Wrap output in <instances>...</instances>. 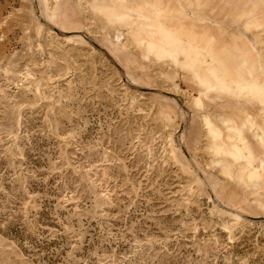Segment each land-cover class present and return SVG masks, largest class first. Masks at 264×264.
<instances>
[{"label": "rangeland", "instance_id": "obj_1", "mask_svg": "<svg viewBox=\"0 0 264 264\" xmlns=\"http://www.w3.org/2000/svg\"><path fill=\"white\" fill-rule=\"evenodd\" d=\"M162 1L217 54L151 0H0V264H264V0Z\"/></svg>", "mask_w": 264, "mask_h": 264}, {"label": "crops", "instance_id": "obj_2", "mask_svg": "<svg viewBox=\"0 0 264 264\" xmlns=\"http://www.w3.org/2000/svg\"><path fill=\"white\" fill-rule=\"evenodd\" d=\"M151 1H152V2H150V3H152L151 6L155 7L159 11H161L164 16L169 17L168 20L170 22L166 19V22H164L165 24H163V27L168 29L174 35V37H176L178 40H180V44H181L180 48H183V50H184L183 54L191 55V56H196L198 54L202 55L201 62H203V60H205V58H203V57H205V55H208V53H205L204 44L201 43V39L203 37H205L203 42L209 41V43L212 47V50L215 52L214 44L216 42V37L211 33H208L207 37L201 36V34L197 33L194 23H190V24L188 23L189 17H188V14H186V12H185L186 9L184 7H182V4L179 5L178 8H175V7H170V6L165 5V2L162 0H151ZM172 15L173 16L179 15L180 18L177 17V18L173 19L171 17ZM246 15H248V14H246ZM241 16H243V15H241ZM193 20H196V18L194 17ZM185 22H187L189 25ZM176 33H179V35ZM235 47L238 49V46H235ZM245 48L247 49L248 52L246 55L245 54L240 55L241 56L240 57V63L237 65L236 68H234V73H235V75L237 74L236 77L238 76V80L243 81L242 82L243 84L246 83L247 85H250V87L253 88L252 90H254V91H256V90L259 91V89H260V92L258 94H255L248 87V91H244L241 96L242 97L243 96L248 97V95H249V96L257 99L261 103H264V80L262 81L261 79H256V78L254 79V76L256 77V75H255L256 71L252 70L254 62H251L249 60V57L251 55L250 54L251 49L248 46L247 42L245 43ZM172 55H175V54L173 53ZM221 60L222 59L219 58L218 62L220 64H221ZM200 65H201V63H200ZM262 65H263L262 62L260 61L258 66H261L260 67L261 69H263ZM250 67H252V68H250ZM218 70L219 69L217 67H213L212 69H210V71H215V72ZM258 70H260V69H258ZM239 71H243L244 75L241 76ZM208 76H210V75H208ZM201 78L203 80L205 79V78H203V76H201ZM208 79H210V78H208ZM214 82L215 83L213 84V86L217 83L216 81H214ZM231 87H232V90L235 91L238 95V90H236L238 88V86L232 85ZM214 88H217V86L215 85ZM200 94H201V90L199 92V95ZM241 96H237V97L239 98ZM203 118H209L208 114H205L203 116ZM220 118H222V117H220ZM222 119H226V118H222ZM243 120H248V131L253 132L255 130V127L260 129V132L255 131L254 134L256 135L259 143L262 146H264V123L263 124H257L250 116L245 117V119H242L241 121H243ZM240 123L241 122H239V124ZM248 145H249V147H251L249 142H248ZM262 158H264V157H262Z\"/></svg>", "mask_w": 264, "mask_h": 264}, {"label": "bare ground", "instance_id": "obj_3", "mask_svg": "<svg viewBox=\"0 0 264 264\" xmlns=\"http://www.w3.org/2000/svg\"><path fill=\"white\" fill-rule=\"evenodd\" d=\"M168 31V30H167ZM167 35V34H166ZM165 41V40H164ZM150 43V42H149ZM157 50V49H156ZM253 88H251V90H252ZM256 90V89H255ZM216 134V133H215Z\"/></svg>", "mask_w": 264, "mask_h": 264}]
</instances>
